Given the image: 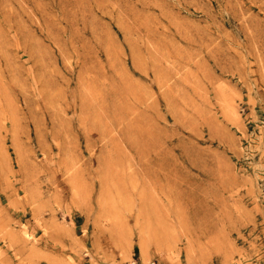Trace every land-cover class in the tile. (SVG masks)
Instances as JSON below:
<instances>
[{
	"label": "rangeland",
	"instance_id": "rangeland-1",
	"mask_svg": "<svg viewBox=\"0 0 264 264\" xmlns=\"http://www.w3.org/2000/svg\"><path fill=\"white\" fill-rule=\"evenodd\" d=\"M0 264H264V0H0Z\"/></svg>",
	"mask_w": 264,
	"mask_h": 264
}]
</instances>
